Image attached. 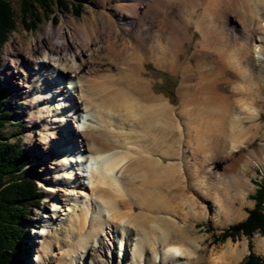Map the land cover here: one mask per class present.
<instances>
[{"label":"bare ground","instance_id":"6f19581e","mask_svg":"<svg viewBox=\"0 0 264 264\" xmlns=\"http://www.w3.org/2000/svg\"><path fill=\"white\" fill-rule=\"evenodd\" d=\"M116 2L117 19L127 33L122 36L111 15L88 11L79 22L62 14L57 26L45 27L36 42L18 39L15 47L6 44L5 55L14 69L4 72L5 80L16 91V99L26 100L30 128L39 122L44 131L52 129L47 133L53 138L49 142L39 133L40 143H47L38 147L71 168L61 182L60 166L44 163L40 185L47 192L50 212L34 223L40 238L35 260L49 261L55 248L66 246L74 249L68 264H75L76 256L84 257L80 253L92 241L90 230L101 233L108 223L121 235L120 246L114 243L115 257L124 258V248L134 245L132 255L138 261L148 253L151 264H182L181 256L185 264H195L187 244L193 241L194 222L205 218L206 207L195 209V200L187 194L188 179L197 178L189 176L190 170L209 169L228 153L227 170L244 174L253 165L264 171V125L258 121L264 113V0ZM174 8L176 16H171ZM237 24L240 34H232ZM190 27L200 37L191 54L182 58L184 43L192 38ZM151 62L178 73V104L154 92L146 70ZM51 102H56L52 108ZM54 110L49 125L44 118ZM79 112L85 113L81 123ZM28 140L32 142L33 136ZM91 159L86 185L82 167ZM75 166L80 172L73 171ZM210 169L215 184L196 183L195 193L212 201L223 224L240 218L243 212L235 208L233 196L219 200L215 169ZM235 182L241 187L238 192L243 190V200L248 182ZM70 183L89 189L91 203L81 206V201L72 199L73 188H61ZM75 193L83 195L82 190ZM241 199L238 196L239 204ZM93 203L98 205L92 208ZM78 233H84L80 251L72 243ZM98 243L97 249L104 248ZM253 244L264 255V236ZM246 247L244 240L235 247L228 242L209 260L236 264L247 253ZM89 248L97 250L92 243Z\"/></svg>","mask_w":264,"mask_h":264},{"label":"rangeland","instance_id":"374dc122","mask_svg":"<svg viewBox=\"0 0 264 264\" xmlns=\"http://www.w3.org/2000/svg\"><path fill=\"white\" fill-rule=\"evenodd\" d=\"M8 1V6H9V11L11 13V20L14 23L13 29L8 33V38L6 39V42L3 44L0 56H1V62H0V83L2 87L5 90V96L7 97V102L5 105H3L6 109L10 110L12 112V123L7 124L2 130H0V136L3 138H7L12 142L18 143L23 149H25L27 152H29L30 158V167L33 169L32 175L35 177L37 187L39 189L40 193V200L38 203L37 207H32L30 212H28V217H27V228H26V234L24 236L21 243V253L19 255V258L21 259L23 264H68L70 255L69 253H74V249H69L66 246H63L60 249L55 248L54 252L52 253L53 257L49 261H42L38 262V260H35L38 258V247L40 246L38 243L39 237H36L35 235V230L36 227L34 226V223L37 222L38 217L41 216V214H48L50 212L49 210V201L45 198L46 195V190L41 187L40 184L41 182V176L46 171V166L45 164H51L54 165L57 163V167L60 166L61 170L59 171L60 179L61 182H64L66 179H63V175H65V172H70L71 168L68 164H60L56 159H52L55 157V154L49 153L46 154L43 150L38 147L40 145V134L43 133L44 136H47V142L49 140H53L52 137L47 135V133H50L52 129L44 131L37 122V125L33 128H30V122L27 120L28 118L26 117L27 109L25 106H27L26 100L20 98L16 99V91L11 89V83L7 82L5 80L4 72L5 71H12L14 67L11 64V61L6 58L5 52H6V44H10L12 47H15L17 44L18 39L21 41L25 42L26 40H31L33 42H36L37 40H40L41 34L44 32L45 27H47L49 24H52L53 26H57V24L60 22L62 14H71V16L75 18L77 22H79L84 14V12H93L94 15L99 16L102 11L104 13L109 14L112 16V18L117 22V27L120 36L124 33L123 27L121 26L120 22L118 21V4L116 0H28L29 6H26L23 0H7ZM26 6V8H25ZM26 10V11H25ZM176 11L177 8H174L171 11V16H176ZM133 27L136 28L138 25L136 21L133 22ZM136 26V27H135ZM133 28V29H134ZM235 30L233 31L232 34H240V26L237 24L234 28ZM188 34L192 35V38L189 41H185L184 45L186 47V53L181 54V57L184 58L186 55L191 54L193 48L192 46L194 45V42L200 37L197 31L193 29V27H190L188 29ZM132 39H134L133 36H131ZM146 70H147V76L152 79L154 84L152 86L154 92L163 94L171 104L176 105L178 104L177 100V94H176V88L177 85L179 84V75L173 74L166 72L164 70H161L157 68L152 62L146 65ZM32 71V70H31ZM29 71V78L32 77V72ZM14 80V78L12 79ZM68 81V80H67ZM67 81H64L65 84ZM51 94V93H49ZM56 105V102H51L50 103V108L54 107ZM264 109V105H263ZM58 112V110L56 109ZM56 111H50L48 116L44 118L48 124H51V121H49L51 118V115L53 113H56ZM42 115V114H41ZM39 114V116L41 117ZM85 113L79 112V119L80 123L81 121L84 120ZM40 120L37 118V121ZM258 121L264 125V113H262L258 119ZM73 127V131L75 130V124L73 123L71 125V128ZM72 131V129H71ZM76 131V130H75ZM31 135L33 136L34 140L32 142H29L28 136ZM56 141V140H55ZM54 141V142H55ZM45 142L44 144L41 145H46ZM264 142V141H262ZM225 155L221 154L223 157L222 160L216 161L215 163L213 162L212 166L209 167V169L206 167H197L195 171L191 172L190 170V175L189 176H197V178L193 181L188 179L190 182L191 189L187 192L191 196L192 199L195 200V205L194 208L198 209V205H203V207H206V214L205 218L195 221V226L193 228V231L191 232L193 235V241L190 242V246L187 244V247L190 248V251H192L191 255L194 258L193 260H196L195 264H213L211 260H209L213 254L220 249H222V246H225L228 242H230L232 247H235V244H238L241 246V243L246 241V246L248 247V242L250 241L251 243V251L259 256H261L264 260V255L260 251L254 250V244L253 241L256 238L261 239L263 235H260L259 233H253L251 234L250 238H247L245 235L242 234H237L232 240L230 237L224 238V240H220V233H222L223 230L227 229L230 225L235 224L239 221H243L247 215H248V210L250 208H253L254 206V199L251 198L252 194L255 193L256 189L259 187L261 182H264V171L259 169L257 166L251 165L248 169V171L244 174H241L237 172L236 170L230 171L229 169L227 170L226 167L230 164V158L228 159V153H224ZM78 158V156H77ZM225 158V159H224ZM45 159L44 162L42 160ZM55 162V163H54ZM218 163V164H217ZM227 163V164H226ZM56 166V165H55ZM215 169V174L217 176V181L218 183L216 184L217 189H218V198L219 200L225 199L229 200L231 196L234 197L232 200V203L235 205V208L240 209L239 211L243 212L242 216L240 218H237L236 220H233L231 222H228L226 224L222 223V217L217 215L214 212V208L212 207L211 200H202L200 196H198L195 192L199 191L196 187H198V184H204L203 187L206 185H210V182L213 181V184H215L214 179L212 180L211 174L212 171L211 169ZM79 171L77 166L73 169V171ZM84 170V168H83ZM205 172V173H202ZM31 175V176H32ZM210 178V179H209ZM89 176L84 177V184L88 185L90 183ZM242 180H247L248 182V191L247 194H245L244 199H241V194L243 190L238 192V184L235 181H240ZM74 180V179H72ZM208 182V184H205ZM198 183L195 186H192L194 184ZM73 183H70L69 187L68 185H58L61 188H66L71 189L74 191V197L77 199V202H80L81 206L85 204L87 201L89 202V196H90V190L89 189H82V186H74ZM196 188V189H195ZM82 190L83 195L80 196V193H75V191H80ZM61 192V191H60ZM60 192H58L60 194ZM238 196H240V199L243 201V204H239L237 202ZM58 198V195L55 196ZM57 202V201H56ZM71 204L74 202L70 201ZM91 203V202H89ZM60 204V203H59ZM96 205L97 203L92 204ZM98 205V204H97ZM71 206V205H70ZM264 206V204H263ZM76 209H79L78 206H76ZM179 209V208H178ZM264 212V207L262 208ZM183 212L187 211V207L184 206L183 209L181 210ZM77 213L80 212V210L76 211ZM222 215V212H220ZM90 215V214H89ZM189 215L184 218L185 222H189ZM173 220L176 221V217L173 218ZM180 220V219H179ZM178 220V222H179ZM58 223V222H56ZM182 224V222H179ZM59 227V226H58ZM95 227H98V224H95ZM94 225L92 226L91 229L95 228ZM47 228V227H46ZM90 228V227H89ZM85 230L84 228H82ZM103 231L101 233H96L94 230H90L91 236H92V241L88 243V246L86 248V251L81 252L84 257L79 258V256H76L75 259V264H78L80 260H83L82 263L80 264H151L149 261L150 255L147 253L144 258H142L144 255H142L141 262L133 258V246L131 247H125L124 248V258L120 257L118 258L115 257L113 254L114 251L117 250L115 245L120 246V231H113V227L111 224H104L103 225ZM93 231V232H92ZM89 232V233H90ZM102 234V235H101ZM111 237V240L113 239V242L109 240ZM131 237L136 238V232L131 230ZM84 238V233H81L78 235H75L74 240L72 241L73 244H75V247H77V251L83 247L82 241ZM106 238V239H105ZM48 239V237H47ZM108 239V240H107ZM98 242L104 243V248L97 249L98 247ZM111 244H109V243ZM112 242V243H111ZM131 243H135L134 240H130ZM95 244L97 250H91L89 247L90 245ZM107 243V244H106ZM108 247H107V246ZM74 247V248H75ZM246 247V248H247ZM128 249V252L126 250ZM159 254L162 253V248L159 246L158 248ZM113 251V253H112ZM121 252V251H119ZM250 250L247 248V253L242 256H246ZM68 254V255H67ZM212 255V256H211ZM132 257V258H131ZM33 258V260H32ZM241 258V259H242ZM182 264L186 263V260L183 256L181 258H178ZM240 259V260H241ZM120 261V262H118ZM140 262V263H139ZM264 262V261H263ZM155 264H173L170 262L168 263H163V262H156ZM238 264V262L236 263ZM264 264V263H263Z\"/></svg>","mask_w":264,"mask_h":264},{"label":"trees","instance_id":"16d2710c","mask_svg":"<svg viewBox=\"0 0 264 264\" xmlns=\"http://www.w3.org/2000/svg\"><path fill=\"white\" fill-rule=\"evenodd\" d=\"M23 1L29 6L28 0ZM68 2L71 3L70 0ZM8 5L7 0H0V52L14 26ZM4 92L0 83V130L12 123L13 119L12 112L3 106L7 102ZM19 146L0 136V264H23L19 252L21 239L27 231L28 212L32 207H37L40 200L39 189L32 175L33 168L29 166V152ZM251 198L254 199V206L248 210L247 217L223 230L220 240L227 237L234 240L237 234L247 238L253 233L264 234V182H261ZM247 248L250 252L238 264L264 263L261 256L251 251L250 241Z\"/></svg>","mask_w":264,"mask_h":264}]
</instances>
